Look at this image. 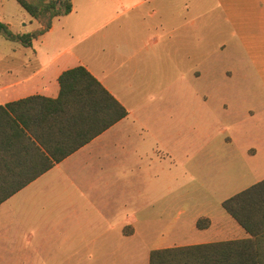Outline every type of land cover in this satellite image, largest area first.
Returning <instances> with one entry per match:
<instances>
[{"label": "crops", "instance_id": "1", "mask_svg": "<svg viewBox=\"0 0 264 264\" xmlns=\"http://www.w3.org/2000/svg\"><path fill=\"white\" fill-rule=\"evenodd\" d=\"M109 1L110 8L102 10L91 9L89 1L82 6L71 0V12L55 17L50 28L29 45L6 40L7 45L0 47V106L30 96L55 98L59 76L82 66L127 111L124 118L9 198L27 188L44 193L60 224L109 222L127 202H133L135 191L148 190L156 150L149 148L145 129H162L167 111L177 117L183 96L187 108L194 106L195 92L191 87L183 89L182 81L195 80L199 65L227 60L231 65L223 70L224 79L236 82L238 90L240 81L246 86V64L253 71L249 77L264 91V0H213L226 29L217 46L212 45L213 39L200 44L201 36L204 39L213 28H203L200 36L199 19L186 18L189 11H183L181 0ZM191 64L183 74L182 65ZM9 199L0 204V264H13L3 251H50L48 235L36 245H29V238L24 241L26 220L1 209ZM151 202L139 203L137 215H125L128 226L121 236L126 240L140 233L138 223H166L149 219Z\"/></svg>", "mask_w": 264, "mask_h": 264}, {"label": "rangeland", "instance_id": "2", "mask_svg": "<svg viewBox=\"0 0 264 264\" xmlns=\"http://www.w3.org/2000/svg\"><path fill=\"white\" fill-rule=\"evenodd\" d=\"M88 1L91 9L99 6L104 10L111 5L109 0H75L82 6ZM181 8L189 11V20L199 19L200 36L203 28H213L204 39L201 36L200 44L210 39L214 46L223 42L226 29L213 0H181ZM40 24L15 0H0L1 48L7 45L4 29L24 34L39 29ZM229 65L225 59L199 65L200 75L195 80L182 81L183 89L191 87L195 92L194 106L187 108L183 96L177 117L167 111V124L162 129L146 127L143 135L150 139L149 148L156 150L150 161L154 174L149 176L148 190L135 191L133 202L120 208L116 218L104 223L60 224L40 191L31 193L27 188L9 199L1 209L26 220L24 241L29 238L32 246L48 235L49 245L52 239L50 251H3L13 264H147L153 249L247 237L222 209L221 202L264 179V91L256 79L249 77L253 71L246 64V86L240 81L237 90L236 82L224 79L223 70ZM189 67L193 64L182 65V73ZM150 201L149 219L166 223H138L140 233L126 240L121 236L128 226L125 215H137V205ZM199 219H208V233L196 226ZM198 229L201 232L195 235Z\"/></svg>", "mask_w": 264, "mask_h": 264}, {"label": "trees", "instance_id": "3", "mask_svg": "<svg viewBox=\"0 0 264 264\" xmlns=\"http://www.w3.org/2000/svg\"><path fill=\"white\" fill-rule=\"evenodd\" d=\"M15 1L41 23L30 33L2 31L5 39L25 46L72 10L71 0ZM58 84L55 98L30 96L0 106V204L127 115L82 66L64 71ZM221 207L247 237L153 249L147 264H264V179ZM208 225V219L196 222L199 229Z\"/></svg>", "mask_w": 264, "mask_h": 264}]
</instances>
